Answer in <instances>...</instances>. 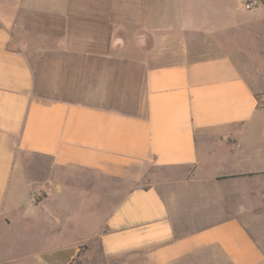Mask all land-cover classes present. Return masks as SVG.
Returning a JSON list of instances; mask_svg holds the SVG:
<instances>
[{"label": "crops", "instance_id": "crops-1", "mask_svg": "<svg viewBox=\"0 0 264 264\" xmlns=\"http://www.w3.org/2000/svg\"><path fill=\"white\" fill-rule=\"evenodd\" d=\"M228 2L0 0V264H264V0Z\"/></svg>", "mask_w": 264, "mask_h": 264}, {"label": "rangeland", "instance_id": "rangeland-1", "mask_svg": "<svg viewBox=\"0 0 264 264\" xmlns=\"http://www.w3.org/2000/svg\"><path fill=\"white\" fill-rule=\"evenodd\" d=\"M246 1H247V0H229L228 3L232 6L233 9H235V8H239V9H240L241 6H242L243 4H245ZM157 4L160 5V2H157ZM4 5H5V4H4ZM148 181H150V179H149V180L144 179V180H143V184H147Z\"/></svg>", "mask_w": 264, "mask_h": 264}, {"label": "built area", "instance_id": "built-area-1", "mask_svg": "<svg viewBox=\"0 0 264 264\" xmlns=\"http://www.w3.org/2000/svg\"><path fill=\"white\" fill-rule=\"evenodd\" d=\"M259 3H260V0H247L244 4V8L246 10H251L257 7Z\"/></svg>", "mask_w": 264, "mask_h": 264}, {"label": "trees", "instance_id": "trees-1", "mask_svg": "<svg viewBox=\"0 0 264 264\" xmlns=\"http://www.w3.org/2000/svg\"><path fill=\"white\" fill-rule=\"evenodd\" d=\"M71 264H76V262H73V263H71Z\"/></svg>", "mask_w": 264, "mask_h": 264}]
</instances>
